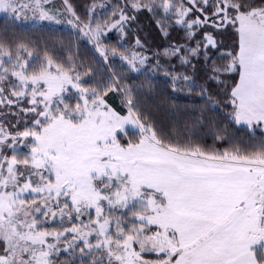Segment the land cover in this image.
<instances>
[{
	"label": "snow or ice",
	"instance_id": "snow-or-ice-1",
	"mask_svg": "<svg viewBox=\"0 0 264 264\" xmlns=\"http://www.w3.org/2000/svg\"><path fill=\"white\" fill-rule=\"evenodd\" d=\"M144 13L180 40L152 55L129 42ZM0 14L68 33L63 55L0 40V264H264V0H118L83 15L74 0H0ZM161 72L174 92L199 90L212 144L144 111L133 76ZM217 110L246 141L212 130Z\"/></svg>",
	"mask_w": 264,
	"mask_h": 264
},
{
	"label": "trees",
	"instance_id": "trees-1",
	"mask_svg": "<svg viewBox=\"0 0 264 264\" xmlns=\"http://www.w3.org/2000/svg\"><path fill=\"white\" fill-rule=\"evenodd\" d=\"M118 0H74L77 6L78 13L83 15L86 9L91 4L106 3L108 5H114ZM98 14H101L105 9L97 8ZM107 11H111V7L107 8ZM133 35L130 36L129 42H134L135 35H139L141 40L145 43L147 54L152 55L153 52L167 47L170 43L177 42L180 40L182 33L176 30H172L171 39H166L160 33L155 20L147 13L141 14L138 20L132 24ZM108 43H115L117 34H110ZM68 33L58 32L49 33L47 31L35 30L31 26L22 25L19 23H13L11 20L1 17L0 18V40L15 41L25 40L33 45H39L42 50L45 45L52 49L60 52L62 55L65 54L63 50L59 48L58 41L60 39H67ZM182 42V41H181ZM75 40L73 41V49L76 48ZM88 47L84 42H79V50L83 59H90V53ZM42 54V51H41ZM119 63V62H118ZM97 74L103 75L105 69L102 66L97 67ZM184 71V69H180ZM191 72V70H188ZM202 75L198 72L197 77ZM133 82L142 85L140 91V100L144 111L150 115V117L160 127L171 128L174 125L183 126L188 125L186 132L191 133L195 136H204L206 144H212V136L209 131V124L196 123L193 113L196 116L199 115L203 101L198 95V89L194 90L191 94L185 90L184 92H174L171 85L168 84L162 74V72L154 78L149 76H133ZM203 83L204 81H200ZM208 85L215 88L214 82L209 81ZM117 104V101H116ZM118 105V104H117ZM215 119V124L211 125L212 130L219 132L227 138H235L241 141H246L248 133L245 129L229 124L225 120L222 114L217 110L215 113H205V120L210 121ZM195 126L193 127V125ZM259 135V132L257 133ZM217 147L227 146L226 144L217 143Z\"/></svg>",
	"mask_w": 264,
	"mask_h": 264
},
{
	"label": "rangeland",
	"instance_id": "rangeland-1",
	"mask_svg": "<svg viewBox=\"0 0 264 264\" xmlns=\"http://www.w3.org/2000/svg\"><path fill=\"white\" fill-rule=\"evenodd\" d=\"M53 2L54 3H56L57 5L59 4V0H53ZM1 17H5L3 14H0V18ZM6 18V17H5ZM20 24V23H19ZM26 26H30V25H26ZM113 33H115L114 31L112 32V33H110V34H113ZM110 34H109V36H110ZM117 104H119V101L117 100Z\"/></svg>",
	"mask_w": 264,
	"mask_h": 264
}]
</instances>
